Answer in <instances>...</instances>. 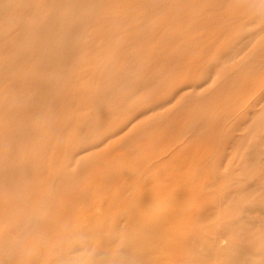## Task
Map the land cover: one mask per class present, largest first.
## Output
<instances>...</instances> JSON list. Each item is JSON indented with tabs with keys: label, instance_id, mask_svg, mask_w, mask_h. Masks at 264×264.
Masks as SVG:
<instances>
[{
	"label": "bare ground",
	"instance_id": "6f19581e",
	"mask_svg": "<svg viewBox=\"0 0 264 264\" xmlns=\"http://www.w3.org/2000/svg\"><path fill=\"white\" fill-rule=\"evenodd\" d=\"M0 115L1 185L35 195L16 198L36 236L65 193L134 188L162 152L187 182L221 155L210 252L264 264V0H0Z\"/></svg>",
	"mask_w": 264,
	"mask_h": 264
},
{
	"label": "rangeland",
	"instance_id": "374dc122",
	"mask_svg": "<svg viewBox=\"0 0 264 264\" xmlns=\"http://www.w3.org/2000/svg\"><path fill=\"white\" fill-rule=\"evenodd\" d=\"M170 145L180 147L175 142ZM37 146L43 152V144ZM4 147L8 153L5 163L16 162L15 143H4ZM218 149L222 151L221 146ZM32 151L31 145L20 151L21 167L34 162ZM176 157L162 152L150 167L155 176H147L134 188L107 191L96 199L91 195L82 199L79 191L58 197L53 220L64 218V222H53L46 231L51 235L52 263L59 264L61 259L66 264H220L210 249L225 243L218 235L222 224L216 220V200L221 197L218 188L223 181L216 173L223 169L221 155L194 167L187 182L184 174H170L172 162L177 164L184 158ZM33 159L38 165L44 157ZM120 159L128 164L134 156L126 152ZM7 170H11L9 166ZM38 176L42 178V173ZM20 195L35 196L29 191ZM39 235H43L42 229Z\"/></svg>",
	"mask_w": 264,
	"mask_h": 264
},
{
	"label": "crops",
	"instance_id": "0c3cea01",
	"mask_svg": "<svg viewBox=\"0 0 264 264\" xmlns=\"http://www.w3.org/2000/svg\"><path fill=\"white\" fill-rule=\"evenodd\" d=\"M20 194L26 192L4 187L0 179V264H53L51 235H46V225L40 228L41 236L31 230L30 221L17 203Z\"/></svg>",
	"mask_w": 264,
	"mask_h": 264
}]
</instances>
